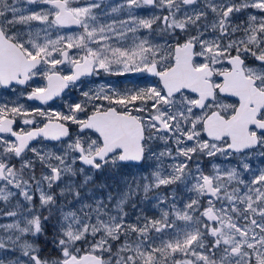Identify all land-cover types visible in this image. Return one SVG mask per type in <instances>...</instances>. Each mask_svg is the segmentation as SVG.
I'll return each instance as SVG.
<instances>
[{
    "label": "snow or ice",
    "instance_id": "snow-or-ice-1",
    "mask_svg": "<svg viewBox=\"0 0 264 264\" xmlns=\"http://www.w3.org/2000/svg\"><path fill=\"white\" fill-rule=\"evenodd\" d=\"M0 264H264V0H0Z\"/></svg>",
    "mask_w": 264,
    "mask_h": 264
},
{
    "label": "flooded vegetation",
    "instance_id": "flooded-vegetation-1",
    "mask_svg": "<svg viewBox=\"0 0 264 264\" xmlns=\"http://www.w3.org/2000/svg\"><path fill=\"white\" fill-rule=\"evenodd\" d=\"M68 31H77V29L72 28V29H68ZM65 71H67V68H65ZM83 81L84 83L81 85L83 88L86 86L88 87V84L90 83H95L97 81H101V82L106 81L115 88H122L128 85L130 89H134L137 87H145V86L153 85L156 83V78L151 77L147 74H138V73H127L125 74V76L101 74L98 77H85L83 78ZM75 90L76 88L71 90H66L65 94L63 95V98L57 99L55 102H51V106L53 105L55 110L67 111L66 105L68 103L73 102L75 96L74 94ZM28 103L37 107H44V108L48 107L47 105H40L38 102H28Z\"/></svg>",
    "mask_w": 264,
    "mask_h": 264
},
{
    "label": "rangeland",
    "instance_id": "rangeland-1",
    "mask_svg": "<svg viewBox=\"0 0 264 264\" xmlns=\"http://www.w3.org/2000/svg\"><path fill=\"white\" fill-rule=\"evenodd\" d=\"M68 31V30H67ZM69 32H74V31H69ZM123 76H125V75H123ZM100 84H104V85H108V86H111V87H113L112 85H110L109 83H107L106 81H104V82H101V81H97V82H95V83H90V84H88V87L86 86V87H82L84 90H87V88H89V87H91V88H95V87H97L98 85H100ZM113 88H115V87H113ZM130 89L129 87H128V85H126V86H124V87H122V88H115V89H117V90H119V91H123V90H125V89ZM80 91H81V89L80 88H76V90H75V92H74V94H75V96H74V100H73V102L72 103H75L76 101L77 102H79L81 99H82V97H81V95H80ZM66 103V102H65ZM60 105V104H59ZM53 109H54V106L52 105L51 106Z\"/></svg>",
    "mask_w": 264,
    "mask_h": 264
}]
</instances>
